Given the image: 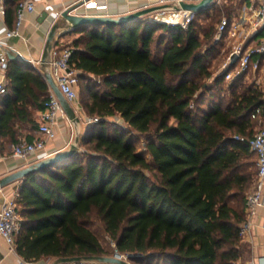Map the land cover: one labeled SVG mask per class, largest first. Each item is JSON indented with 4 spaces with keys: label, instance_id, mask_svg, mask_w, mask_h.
<instances>
[{
    "label": "trees",
    "instance_id": "16d2710c",
    "mask_svg": "<svg viewBox=\"0 0 264 264\" xmlns=\"http://www.w3.org/2000/svg\"><path fill=\"white\" fill-rule=\"evenodd\" d=\"M21 1L6 0L9 24ZM216 7L196 13L187 30L146 15L69 32L80 34L69 46L83 110L99 121L85 127L72 156L20 180L14 247L22 259L118 251L131 264H234L249 253L241 230L257 178L252 114L264 109V91L245 84L248 72L228 80L232 68L208 67L220 53ZM237 8L225 7L227 15ZM203 16L211 22H200ZM1 96L0 135L16 144L14 121L31 122L49 86L39 69L9 60Z\"/></svg>",
    "mask_w": 264,
    "mask_h": 264
},
{
    "label": "built area",
    "instance_id": "2783aa9c",
    "mask_svg": "<svg viewBox=\"0 0 264 264\" xmlns=\"http://www.w3.org/2000/svg\"><path fill=\"white\" fill-rule=\"evenodd\" d=\"M85 1V0H84ZM184 0H148V5L158 2L160 4H168L157 8L153 11L152 19L157 22L165 23L169 26H179L187 30L190 24L196 18V12L185 10L181 7V2ZM258 5L252 6L249 9V15L243 14L236 21L230 22L228 18H222L218 25V32L216 41L222 37H228L233 40V51L228 56L223 68H227L231 63V58L234 54L239 56L238 61L227 73L228 80L238 76L239 74L254 71L260 68V59L253 60L254 56H264V38L258 41L255 45L247 47L246 40L249 38L250 31H264V0H257ZM86 2V1H85ZM217 2H220L219 0ZM87 8L103 9L106 6L97 4L94 0H88L85 3ZM36 0H22L16 13V23L13 28H9L4 35L0 37V95L5 92L7 83V70L9 67V57L5 52V40L22 36V29L24 22L29 13L36 10ZM6 0H0V16H6ZM72 47L67 44H56L53 46L50 53L49 71L53 76L57 86L63 93L68 102L74 107L77 114L80 112L84 114L83 106L79 101V73L73 68L70 63L72 57ZM41 63V62H40ZM41 71V68L38 67ZM49 86V98L44 104V108L40 110L39 115V136L32 141L19 140L12 147V154L14 157L26 161V166L32 165L44 159L53 156V152L48 150V142L54 140L58 136L56 129L58 119L60 116L67 117L60 99ZM262 108H257L252 118H257L262 113ZM86 124L98 122L99 118L88 117L82 115ZM79 115V114H78ZM250 148L257 155V178L252 191L247 195L246 212L252 216L256 210L263 205L264 198V127L259 129L252 140L250 141ZM21 216L17 211L16 193L12 196H6L0 206V238H2L9 246L10 251H15V240L19 233L21 224ZM248 221L242 226L241 235L245 237L248 233ZM114 256L123 260H128V255L115 252ZM19 264H31V262L21 259ZM78 264H89L87 261H82ZM234 264H254L253 262H242L237 260Z\"/></svg>",
    "mask_w": 264,
    "mask_h": 264
},
{
    "label": "crops",
    "instance_id": "0c3cea01",
    "mask_svg": "<svg viewBox=\"0 0 264 264\" xmlns=\"http://www.w3.org/2000/svg\"><path fill=\"white\" fill-rule=\"evenodd\" d=\"M86 2L88 0H85ZM84 0H36V10L27 15L22 29V36H16L5 40V48L18 52V54L24 58L25 63L31 65L33 68H41V59L46 44L48 34L52 27L56 23H60L62 28L58 31V37L54 40V45L64 44L69 38L74 40L79 37V33L67 32V22L62 18V12L67 8L77 6L73 11L75 14L80 15H103L118 18L138 10L147 8L148 0H94L101 6H106L103 9L87 8ZM186 2L198 3L201 0H184ZM218 1V0H217ZM216 3V6L222 4L223 0ZM168 4H160L155 2L149 7L160 8ZM238 8L231 13V15H224L230 22L236 21L241 15L248 14L249 9L252 6H257V0H240L239 4H235ZM154 13L148 14L150 20H153ZM15 20V21H14ZM13 23L9 24L6 17L0 16V37L6 33L9 28H13L16 23L14 18ZM222 20V19H221ZM13 24V25H12ZM220 24V23H219ZM12 26V27H11ZM218 28V27H217ZM228 38V37H225ZM264 38V31H250L249 38L246 40L245 45L247 47L255 45L258 41ZM216 39V38H215ZM228 40H230L228 38ZM234 41L231 40L229 47H231L230 53L233 51ZM229 53V55H230ZM260 59V68L256 71L259 72L258 84H261L260 88L264 91V56H254L253 60ZM23 62V61H22ZM225 69V68H222ZM47 82V81H46ZM48 84V83H47ZM3 99L0 97V110L3 108ZM31 109V106L29 107ZM39 109H32V121H22L16 119L13 123L14 137L19 140L32 141L39 136ZM85 115V113H84ZM256 126L255 131L264 127V109L262 113L255 119ZM82 124H86L82 120ZM86 126H80L73 124L68 118L60 116L57 122L58 136L54 140L48 142V150L52 151L53 156L68 151L73 144L76 143L77 137L84 132ZM17 141V142H18ZM14 141L11 135H0V178L7 176L13 172H16L22 168L27 167L26 161L12 154V147ZM20 181L6 186L0 190V206L3 199L6 196H12L17 192ZM253 189V188H252ZM252 191V190H251ZM250 191V192H251ZM248 221V233L244 238L245 244L249 249V261L254 264H264V198L263 205L260 206L256 212L249 216L247 214ZM21 257L15 252L10 251L6 242L0 238V264H19ZM56 258H43L41 260L32 262L31 264H54ZM241 260V259H240ZM78 264V263H76ZM89 264H104L98 262H89Z\"/></svg>",
    "mask_w": 264,
    "mask_h": 264
},
{
    "label": "water",
    "instance_id": "95a60500",
    "mask_svg": "<svg viewBox=\"0 0 264 264\" xmlns=\"http://www.w3.org/2000/svg\"><path fill=\"white\" fill-rule=\"evenodd\" d=\"M217 0H201L198 3L195 2H181V7L185 10H191L196 13H200L204 10H209L215 4ZM77 8V6L72 8H67L62 12V18L67 22V32L75 31L82 27H90L94 25H124L132 23L140 18L152 13L157 8L149 7L142 10H138L136 12L120 16L118 18H114L111 16H103V15H80L75 14L73 11ZM62 28L60 23H56L52 29L50 30L46 44L44 47L42 59H41V71L44 74L45 80L47 81L48 85L51 86L53 91L56 93L58 98L61 101L63 109L68 117V119L75 125H79L81 122L80 116L77 114L74 107L68 102L65 98L63 93L60 91L59 87L57 86L53 76L49 71V62H50V53L54 46V40L58 37V31ZM5 52L8 54L10 60H20L26 61L22 58L18 52L8 50L7 48L4 49ZM239 56L234 54L231 58V63L226 69L232 68L236 62L238 61ZM79 148V137L76 139V143L71 146V148L63 153L57 154L55 156L49 157L32 165H29L25 168H22L16 172H13L7 176L0 178V190L5 188L6 186L18 182L25 178L27 175L40 171L44 168L52 166L53 164L57 163L58 161L64 160L72 156L77 149ZM82 261L87 262H98L104 264H131L130 257L128 260H123L118 258L117 256H84V257H64V258H57L54 261V264H76Z\"/></svg>",
    "mask_w": 264,
    "mask_h": 264
},
{
    "label": "rangeland",
    "instance_id": "374dc122",
    "mask_svg": "<svg viewBox=\"0 0 264 264\" xmlns=\"http://www.w3.org/2000/svg\"><path fill=\"white\" fill-rule=\"evenodd\" d=\"M240 0H223L222 4L219 5L218 7H216L214 10L215 12H217L219 9H221L222 12V17L224 15H227L225 7L231 6L232 4H239ZM207 16H203L200 19V22H204V24H208L211 22L210 18H205ZM219 24H217L218 27ZM72 42V39H68L67 41H65L64 43L67 45H70ZM219 45H218V50H220V53L218 52V54L216 53L217 51H215L213 54V56L211 57V59L207 62L208 67L210 68L211 71H213L214 73H219L220 71H222V68L224 66V64L226 63L229 53L231 51V47L230 44L231 40H228V38H223L222 40H219ZM260 77L259 72H254V71H249L248 74L245 76V84H252L255 83L258 87L262 86L261 84H258V78ZM83 95L81 94L80 90H79V101H82ZM85 113V112H83ZM80 117L82 113H78ZM84 115V114H82ZM86 115V114H85ZM82 120L84 121V119L82 118ZM82 120L80 122V124L78 126H80V128H82V126H87L88 124H82ZM115 120V119H112ZM146 142V137H140L137 139V148L139 151H143L144 150V145ZM149 158V157H148ZM253 160L255 162H257V158L254 155ZM257 166V165H256ZM255 166V168H256ZM253 185L249 188V190L247 191V193L249 194L250 191L252 190ZM247 194V195H248ZM92 228L95 231V233L97 234V236L99 237V239L102 241V243L104 244L105 248L108 250V252H115V244L111 242L110 237L105 233L102 224L100 223V221H95L92 224ZM249 253L245 252L244 254V258L241 259L242 262L246 263L249 261Z\"/></svg>",
    "mask_w": 264,
    "mask_h": 264
}]
</instances>
